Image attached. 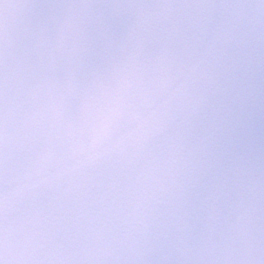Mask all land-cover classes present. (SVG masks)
<instances>
[{
  "label": "snow or ice",
  "instance_id": "6c2138e0",
  "mask_svg": "<svg viewBox=\"0 0 264 264\" xmlns=\"http://www.w3.org/2000/svg\"><path fill=\"white\" fill-rule=\"evenodd\" d=\"M0 264H264V0H0Z\"/></svg>",
  "mask_w": 264,
  "mask_h": 264
}]
</instances>
